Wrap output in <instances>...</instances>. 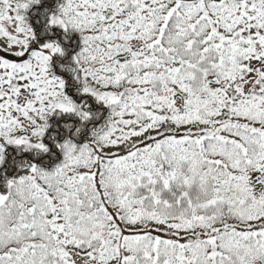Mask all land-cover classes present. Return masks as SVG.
<instances>
[{"label": "snow or ice", "instance_id": "1", "mask_svg": "<svg viewBox=\"0 0 264 264\" xmlns=\"http://www.w3.org/2000/svg\"><path fill=\"white\" fill-rule=\"evenodd\" d=\"M0 264H264V0H0Z\"/></svg>", "mask_w": 264, "mask_h": 264}]
</instances>
